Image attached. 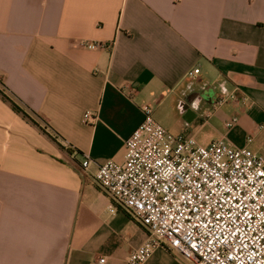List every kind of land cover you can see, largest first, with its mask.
Returning <instances> with one entry per match:
<instances>
[{
	"label": "crops",
	"instance_id": "0c3cea01",
	"mask_svg": "<svg viewBox=\"0 0 264 264\" xmlns=\"http://www.w3.org/2000/svg\"><path fill=\"white\" fill-rule=\"evenodd\" d=\"M0 91L30 120L0 98V264H126L147 231L95 164L123 161L145 106L264 157V0H0ZM142 264L185 263L160 246Z\"/></svg>",
	"mask_w": 264,
	"mask_h": 264
},
{
	"label": "built area",
	"instance_id": "2783aa9c",
	"mask_svg": "<svg viewBox=\"0 0 264 264\" xmlns=\"http://www.w3.org/2000/svg\"><path fill=\"white\" fill-rule=\"evenodd\" d=\"M89 51L109 44L82 42ZM198 74V69L189 76ZM246 102L219 93L215 105ZM143 120L124 142L121 163L96 165L93 181L111 202L147 231L126 264H142L164 246L185 264H264V157L223 139L200 145L186 133L172 134L142 108ZM96 116L85 112L84 124ZM236 116L224 120L234 126ZM252 137L246 138L249 145ZM94 164L84 157L80 166ZM170 171V175H165ZM104 260H99L102 264Z\"/></svg>",
	"mask_w": 264,
	"mask_h": 264
},
{
	"label": "rangeland",
	"instance_id": "374dc122",
	"mask_svg": "<svg viewBox=\"0 0 264 264\" xmlns=\"http://www.w3.org/2000/svg\"><path fill=\"white\" fill-rule=\"evenodd\" d=\"M152 110H153L154 120L158 124H160L164 129H166L168 132L175 134L173 130V122L175 121L176 117L179 118L177 116V113H173V115H171V110L168 109L166 106H163V107L161 106L158 108L153 107ZM212 136H214V138H212ZM218 139H221V138L216 137L214 133L209 131L208 127H205L203 130H201L200 133L195 137V140L202 146H206L211 141L218 140Z\"/></svg>",
	"mask_w": 264,
	"mask_h": 264
},
{
	"label": "trees",
	"instance_id": "16d2710c",
	"mask_svg": "<svg viewBox=\"0 0 264 264\" xmlns=\"http://www.w3.org/2000/svg\"><path fill=\"white\" fill-rule=\"evenodd\" d=\"M0 98L5 101L6 103H8L11 107V109L19 114L23 119H25L26 121H30L28 116L25 115L11 100H9L6 96L3 95V93L0 91Z\"/></svg>",
	"mask_w": 264,
	"mask_h": 264
},
{
	"label": "water",
	"instance_id": "95a60500",
	"mask_svg": "<svg viewBox=\"0 0 264 264\" xmlns=\"http://www.w3.org/2000/svg\"><path fill=\"white\" fill-rule=\"evenodd\" d=\"M209 94L207 92H203V94L200 96V100L205 101L209 98Z\"/></svg>",
	"mask_w": 264,
	"mask_h": 264
},
{
	"label": "clouds",
	"instance_id": "9594fccd",
	"mask_svg": "<svg viewBox=\"0 0 264 264\" xmlns=\"http://www.w3.org/2000/svg\"><path fill=\"white\" fill-rule=\"evenodd\" d=\"M171 174V172L170 171H166L165 172V175L167 176V175H170Z\"/></svg>",
	"mask_w": 264,
	"mask_h": 264
}]
</instances>
